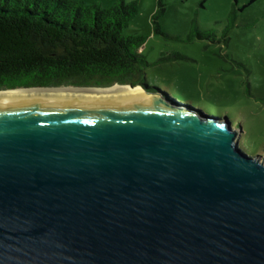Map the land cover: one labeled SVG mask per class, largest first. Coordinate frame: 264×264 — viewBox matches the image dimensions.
<instances>
[{
	"label": "water",
	"instance_id": "obj_1",
	"mask_svg": "<svg viewBox=\"0 0 264 264\" xmlns=\"http://www.w3.org/2000/svg\"><path fill=\"white\" fill-rule=\"evenodd\" d=\"M114 85L140 84L1 90ZM230 123L159 93L1 100L0 264H264V160Z\"/></svg>",
	"mask_w": 264,
	"mask_h": 264
},
{
	"label": "rangeland",
	"instance_id": "obj_2",
	"mask_svg": "<svg viewBox=\"0 0 264 264\" xmlns=\"http://www.w3.org/2000/svg\"><path fill=\"white\" fill-rule=\"evenodd\" d=\"M84 1L108 7L118 0ZM136 1L124 34L145 37V75L162 86L140 84L144 91L227 117L264 160V0H162L164 10L158 0ZM197 29L214 33L200 38Z\"/></svg>",
	"mask_w": 264,
	"mask_h": 264
},
{
	"label": "trees",
	"instance_id": "obj_3",
	"mask_svg": "<svg viewBox=\"0 0 264 264\" xmlns=\"http://www.w3.org/2000/svg\"><path fill=\"white\" fill-rule=\"evenodd\" d=\"M158 3L164 10L163 1ZM137 12L136 0H118L108 7L84 0H0V90L115 83L161 89L145 75L144 65L150 64L140 51L145 37L124 34ZM156 18L157 14L155 29L161 31ZM213 33L196 31L200 38ZM198 109L214 115L207 108ZM239 144L255 154L241 137Z\"/></svg>",
	"mask_w": 264,
	"mask_h": 264
},
{
	"label": "bare ground",
	"instance_id": "obj_4",
	"mask_svg": "<svg viewBox=\"0 0 264 264\" xmlns=\"http://www.w3.org/2000/svg\"><path fill=\"white\" fill-rule=\"evenodd\" d=\"M146 93L139 85L131 88L128 85H114L108 88H78V87H56V88H28L15 90H0L1 100H12L20 98H31L40 96H79L92 95L108 98H121L137 96Z\"/></svg>",
	"mask_w": 264,
	"mask_h": 264
}]
</instances>
